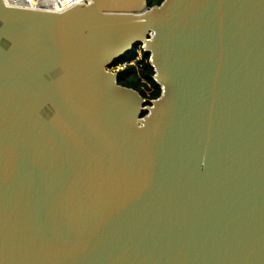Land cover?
I'll return each mask as SVG.
<instances>
[{
	"label": "water",
	"instance_id": "95a60500",
	"mask_svg": "<svg viewBox=\"0 0 264 264\" xmlns=\"http://www.w3.org/2000/svg\"><path fill=\"white\" fill-rule=\"evenodd\" d=\"M0 264H264V0H0Z\"/></svg>",
	"mask_w": 264,
	"mask_h": 264
},
{
	"label": "bare ground",
	"instance_id": "6f19581e",
	"mask_svg": "<svg viewBox=\"0 0 264 264\" xmlns=\"http://www.w3.org/2000/svg\"><path fill=\"white\" fill-rule=\"evenodd\" d=\"M104 67L109 74H116V84L118 86L131 91L135 96L140 97L141 101L146 102L147 100H151L155 95L156 80L144 77L146 66L142 59L141 51L130 49V51L121 57L113 59V65H104ZM125 67H131L134 72H132L130 77L133 78L137 75L140 78V82H123L121 80V73Z\"/></svg>",
	"mask_w": 264,
	"mask_h": 264
},
{
	"label": "built area",
	"instance_id": "2783aa9c",
	"mask_svg": "<svg viewBox=\"0 0 264 264\" xmlns=\"http://www.w3.org/2000/svg\"><path fill=\"white\" fill-rule=\"evenodd\" d=\"M92 1L93 0H3V3L5 4V6L10 8L30 9L36 11H49V12H57L62 14L78 4H87V3H91ZM131 50L141 51V56L142 59H144V63L146 66L144 77H149L150 75L148 74L143 45H140L137 48L132 47ZM127 71H130L128 75L129 77L131 76L132 72H134L131 67L124 68V70L121 73L122 81H123V74ZM123 82H140V78L139 76L135 75L133 78L130 77V81H123ZM155 87H157L156 84ZM157 98H158V91L156 89V93L153 96V98L151 100H147L145 104L150 105Z\"/></svg>",
	"mask_w": 264,
	"mask_h": 264
},
{
	"label": "trees",
	"instance_id": "16d2710c",
	"mask_svg": "<svg viewBox=\"0 0 264 264\" xmlns=\"http://www.w3.org/2000/svg\"><path fill=\"white\" fill-rule=\"evenodd\" d=\"M164 0H148V4L150 7L156 6V5H161ZM137 47V46H136ZM145 56V53H144ZM146 58V65L148 69V74L151 76L154 74V68L151 66L150 61H149V56H145ZM130 71H127L123 74V81H130V77L128 76ZM157 85V84H156ZM157 88H159V95L161 94V87L157 85Z\"/></svg>",
	"mask_w": 264,
	"mask_h": 264
},
{
	"label": "rangeland",
	"instance_id": "374dc122",
	"mask_svg": "<svg viewBox=\"0 0 264 264\" xmlns=\"http://www.w3.org/2000/svg\"><path fill=\"white\" fill-rule=\"evenodd\" d=\"M134 47H135V46H134ZM135 48H137V47H135ZM138 49H140V48H138ZM138 49H137V50H138ZM143 60H144V59H143ZM125 68H126V67H125ZM148 78L152 79L150 76H149ZM156 84H157V83H156ZM155 88H156V89H157V91H158V97H159V96L161 95V94L159 95V90H160V89H159V88H157V87H155ZM161 91H162V90H161Z\"/></svg>",
	"mask_w": 264,
	"mask_h": 264
}]
</instances>
